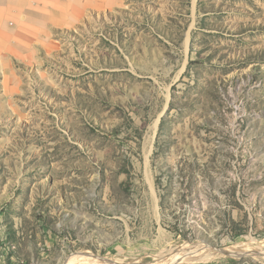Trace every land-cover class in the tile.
Segmentation results:
<instances>
[{"label":"rangeland","instance_id":"rangeland-1","mask_svg":"<svg viewBox=\"0 0 264 264\" xmlns=\"http://www.w3.org/2000/svg\"><path fill=\"white\" fill-rule=\"evenodd\" d=\"M94 258L264 264V0H116L0 52V264Z\"/></svg>","mask_w":264,"mask_h":264},{"label":"crops","instance_id":"crops-1","mask_svg":"<svg viewBox=\"0 0 264 264\" xmlns=\"http://www.w3.org/2000/svg\"><path fill=\"white\" fill-rule=\"evenodd\" d=\"M116 0H0V52L28 48L34 38L51 29L70 25L88 9L114 4Z\"/></svg>","mask_w":264,"mask_h":264},{"label":"bare ground","instance_id":"bare-ground-1","mask_svg":"<svg viewBox=\"0 0 264 264\" xmlns=\"http://www.w3.org/2000/svg\"><path fill=\"white\" fill-rule=\"evenodd\" d=\"M188 40V39H187ZM183 252V251H182ZM185 252V251H184ZM187 252V251H186ZM195 252V251H194ZM194 252L191 254V255H194ZM203 258V257H201ZM90 259V258H89ZM100 260V259H99ZM78 261H82L81 259L78 260ZM134 261V260H133ZM136 261V260H135ZM128 263V262H127ZM89 264H118L117 262H109V261H106V262H102V261H98L96 258H94V261L93 262H90ZM132 264V263H131Z\"/></svg>","mask_w":264,"mask_h":264}]
</instances>
